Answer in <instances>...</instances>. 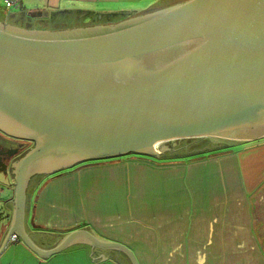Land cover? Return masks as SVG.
Wrapping results in <instances>:
<instances>
[{"label":"water","instance_id":"obj_1","mask_svg":"<svg viewBox=\"0 0 264 264\" xmlns=\"http://www.w3.org/2000/svg\"><path fill=\"white\" fill-rule=\"evenodd\" d=\"M0 133L33 144L8 162L16 150H0L14 180L0 252L12 239L41 260L89 245L137 264L85 230L38 246L24 229L29 182L89 161L159 158L189 139L264 137V0H160L113 26L58 31L0 23Z\"/></svg>","mask_w":264,"mask_h":264},{"label":"crops","instance_id":"obj_2","mask_svg":"<svg viewBox=\"0 0 264 264\" xmlns=\"http://www.w3.org/2000/svg\"><path fill=\"white\" fill-rule=\"evenodd\" d=\"M6 1L0 0V23L58 31L64 29L54 22L44 29L29 28L28 21L70 16L73 27L97 17L115 23L160 0H18L9 9ZM239 143L201 158L127 155L43 176L27 189L25 232L48 249L85 230L123 246L137 264H264V137ZM8 190L0 251L13 212ZM17 254L30 264L63 255L58 264H131L120 251L89 245L41 260L12 239L0 252L3 259Z\"/></svg>","mask_w":264,"mask_h":264},{"label":"rangeland","instance_id":"obj_3","mask_svg":"<svg viewBox=\"0 0 264 264\" xmlns=\"http://www.w3.org/2000/svg\"><path fill=\"white\" fill-rule=\"evenodd\" d=\"M130 10L136 11V10L131 9V8H130ZM136 12L139 13V12H141V10L136 11ZM135 14H137V13H135ZM118 21L120 22V20H118ZM89 23H90V21L87 24H85V25L88 27ZM2 143L5 146H9L10 145L9 139L8 140L3 139ZM178 143L179 142H177V144ZM216 143L220 144V147L221 146H227L228 148L235 147L233 145H236V146L243 145V143H239V142L238 143H234V142L229 141V140H221V139H214V138H202V139H189V140L180 141V144H179L180 146H178L176 149H179V152H185V153H182L183 156H185V155L190 153V146L195 145L196 147H194V149L197 150L196 152H200V153L195 155V156H193V155L192 156H193V158H201V157H205V155H208V153L202 154V153H204V150L207 149V148L210 149V148L216 147ZM16 144H17V142H14V145H16ZM11 147H13V143H11ZM26 147L30 148L31 145L26 144ZM19 151H20V153H22L21 152L22 149H20ZM163 156H165V158H167V159H163L165 161H167V160L168 161L169 160L172 161V159H170V158H176V157H173V156L169 158V156H167V155H163ZM163 156H161V157H163ZM181 157H182V155H181ZM81 164H83V163H81ZM78 165H80V164H78ZM76 166H74V167H76ZM74 167H72V168H74ZM72 168H70V169H72ZM13 182H14L13 178H11L8 175H3V174L0 173V229H1L3 223L5 222V219H6V212H5V209H4V205H2V202L4 201V199H6L7 197L10 196L11 190H8V189L9 188L10 189L13 188ZM6 255L7 254H5V256ZM3 258H4L3 255H1L0 256V264H30L28 261L24 260L25 258H23L21 256L18 257V254H17V256L12 257V258L10 256H8V259H3ZM61 258L66 260L67 257L63 255V256H60V257H56L55 258L56 261H53V262L51 261L52 263H49L47 261H45V262L44 261H42V262L38 261L37 264H58L57 261H60ZM32 264H34V263H32Z\"/></svg>","mask_w":264,"mask_h":264},{"label":"flooded vegetation","instance_id":"obj_4","mask_svg":"<svg viewBox=\"0 0 264 264\" xmlns=\"http://www.w3.org/2000/svg\"><path fill=\"white\" fill-rule=\"evenodd\" d=\"M109 19L108 17H104V18H100V17H97L95 20H90V23H89V27H94V26H113L115 24H118L120 22H115V23H110L108 22ZM53 22L55 24H58L59 26L62 27V29H75V28H80V27H87L85 24L87 23H84L83 21H79L78 23H75L76 25L77 24H81L80 26H71V25H74L72 24V19L70 18V16H60V17H57L54 19V17L52 19H49V20H44V21H41L38 22V21H32V20H29L28 21V26L29 28H51L53 27ZM71 26V27H70ZM0 150L3 148V151L5 150H9L11 149V152H13L14 150H16V153L13 154V156H11V158H7V162L8 161H13L16 157L20 156L22 153H25L27 151H29L32 147H33V144L31 143H28V142H23V141H17V140H13V139H10L8 138L7 136L3 135L2 133H0ZM3 139H9L10 141V145L9 146H6L2 143V140ZM14 142H17L16 145H14ZM11 143H13V147H11ZM26 144H29L31 145L30 148H27L26 147ZM180 144V141L179 143L176 145V147L172 148L170 152H167V153H171V154H176L177 152H179V149H176ZM169 146H172L173 143H169L168 144ZM20 149H22V153H20ZM43 176H36V177H33L30 182H29V186L33 183V182H37L38 180H40V178H42Z\"/></svg>","mask_w":264,"mask_h":264},{"label":"trees","instance_id":"obj_5","mask_svg":"<svg viewBox=\"0 0 264 264\" xmlns=\"http://www.w3.org/2000/svg\"><path fill=\"white\" fill-rule=\"evenodd\" d=\"M7 140V139H6ZM192 144V143H191ZM194 147H196L195 145H193V146H190V153L189 154H187V155H185V156H183V154L182 153H185V152H177L176 154H171V153H166V154H164V155H167V156H169V158L170 157H176V159L179 157L180 159H186V158H188V157H193V156H195V155H197V154H199L200 152H196L197 150H195L194 149ZM205 148V147H204ZM226 149H228V147L227 146H221L220 147V144H218V143H216V147H214V148H207V149H205L204 150V153H202V154H206V153H217V152H221V151H223V150H226ZM181 155H182V157H181ZM193 155V156H192ZM163 159H167V158H165V156H163L162 157ZM170 159H175V158H170Z\"/></svg>","mask_w":264,"mask_h":264},{"label":"built area","instance_id":"obj_6","mask_svg":"<svg viewBox=\"0 0 264 264\" xmlns=\"http://www.w3.org/2000/svg\"><path fill=\"white\" fill-rule=\"evenodd\" d=\"M19 5H20V2L18 0H7L5 2V7L8 8V9L9 8H13V7H17ZM14 240L16 241V239H14Z\"/></svg>","mask_w":264,"mask_h":264},{"label":"clouds","instance_id":"obj_7","mask_svg":"<svg viewBox=\"0 0 264 264\" xmlns=\"http://www.w3.org/2000/svg\"><path fill=\"white\" fill-rule=\"evenodd\" d=\"M17 240V239H16Z\"/></svg>","mask_w":264,"mask_h":264}]
</instances>
